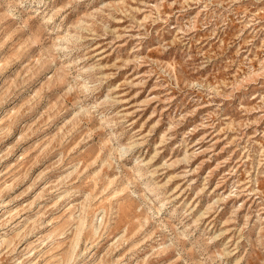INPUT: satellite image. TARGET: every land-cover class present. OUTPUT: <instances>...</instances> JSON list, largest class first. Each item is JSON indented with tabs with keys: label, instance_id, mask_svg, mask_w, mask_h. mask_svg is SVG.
<instances>
[{
	"label": "rangeland",
	"instance_id": "1",
	"mask_svg": "<svg viewBox=\"0 0 264 264\" xmlns=\"http://www.w3.org/2000/svg\"><path fill=\"white\" fill-rule=\"evenodd\" d=\"M0 264H264V0H0Z\"/></svg>",
	"mask_w": 264,
	"mask_h": 264
}]
</instances>
